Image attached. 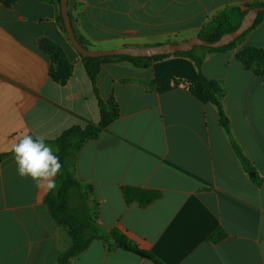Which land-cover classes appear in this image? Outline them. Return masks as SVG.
<instances>
[{
    "label": "crops",
    "instance_id": "1",
    "mask_svg": "<svg viewBox=\"0 0 264 264\" xmlns=\"http://www.w3.org/2000/svg\"><path fill=\"white\" fill-rule=\"evenodd\" d=\"M69 1L75 34L89 50H103L181 43L225 7L264 0ZM58 11L54 0L0 2V264H56L71 242L51 219L46 194L17 174L13 145L25 132L52 141L99 121L92 84ZM247 47L264 49V18L233 49L206 54L201 71L221 88V110L253 172L234 154L191 60L171 56L146 69L102 65L95 84L104 103L115 101L118 117L70 161L83 190L90 189L101 229H118L165 264H264V75L236 59ZM52 48L71 65L63 84L50 76ZM122 186L161 196L140 208L125 203ZM69 264L153 263L108 238L92 240Z\"/></svg>",
    "mask_w": 264,
    "mask_h": 264
},
{
    "label": "trees",
    "instance_id": "2",
    "mask_svg": "<svg viewBox=\"0 0 264 264\" xmlns=\"http://www.w3.org/2000/svg\"><path fill=\"white\" fill-rule=\"evenodd\" d=\"M14 1L15 0H0V2L5 5H9ZM54 1L59 10L60 0ZM259 6H264V1H253L246 3L243 6L225 7L207 20V22L200 29L198 37L207 42L216 41L223 34L235 30L248 9ZM263 18L264 13H259L250 29L245 31L235 41L221 48L196 47L189 52H180L172 55L154 56L150 58L128 56L91 58L80 56L97 99L99 121L97 124L85 126L74 125L64 130L54 140L46 141L52 142L56 146V154L59 156L63 167L61 175L57 176V183L59 185L58 189L54 192L47 193L45 195L44 202L51 219L56 224L64 227L71 239L69 247L59 254L56 264H69L70 258L83 252L92 240H105L108 238L113 241L114 248L133 253L153 264H165L150 250L139 248L125 233L119 231L118 229L112 228L109 231L101 229L88 205L87 198L90 189L88 192H85L82 185L76 180L70 169V161L74 151L85 141L95 140L99 136L100 132L118 117V108L115 101L110 98L107 103H104L100 99L99 92L95 84L96 76L102 65L109 61H126L136 69H146L152 62L171 56L183 57L191 60L197 69V85L202 92L208 94L210 102L216 106L218 110L219 124L229 136L230 145L234 154L240 161V164L245 171L253 172V168L242 152L240 146L232 138L229 130V121L221 110V88L215 81L207 79L202 74L201 65L206 54L224 52L233 49L239 41H241L262 21ZM57 21L59 26L62 28L63 23L60 11H58ZM76 39L83 48L89 50L83 44V40L79 36L76 35ZM46 52L48 53L52 63L55 64V68L50 69L51 78L56 83H65L71 75V65L67 62L65 55L59 48L46 49ZM235 57L246 69L252 70L257 75H264V49L247 47L236 52ZM173 83L184 84L185 82L174 80ZM253 179H255V177H253ZM121 194L126 204L136 203L140 208L147 207L161 196L160 191L138 186H122Z\"/></svg>",
    "mask_w": 264,
    "mask_h": 264
},
{
    "label": "water",
    "instance_id": "3",
    "mask_svg": "<svg viewBox=\"0 0 264 264\" xmlns=\"http://www.w3.org/2000/svg\"><path fill=\"white\" fill-rule=\"evenodd\" d=\"M70 7L71 4L69 0H60L59 11L63 23L62 30L65 31L66 37L70 45L80 56L91 58L106 56L150 58L154 56L172 55L180 52H189L196 47L221 48L239 38L245 31H247L253 26L258 14L261 12L264 13V6L248 9L247 12L243 15L238 27L235 30L223 34L219 39L213 42H207L199 37H194L181 43H163L147 46H127L115 49L87 50L83 48L82 45H80V43L76 39V34L72 28V24L68 15V9Z\"/></svg>",
    "mask_w": 264,
    "mask_h": 264
},
{
    "label": "clouds",
    "instance_id": "4",
    "mask_svg": "<svg viewBox=\"0 0 264 264\" xmlns=\"http://www.w3.org/2000/svg\"><path fill=\"white\" fill-rule=\"evenodd\" d=\"M47 139L45 135L25 132L12 147L19 177L31 179L35 187L45 194L58 189L57 176L61 175L63 167Z\"/></svg>",
    "mask_w": 264,
    "mask_h": 264
}]
</instances>
